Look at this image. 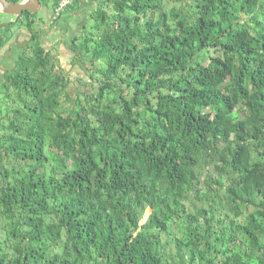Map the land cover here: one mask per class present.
I'll return each instance as SVG.
<instances>
[{"label":"trees","instance_id":"trees-1","mask_svg":"<svg viewBox=\"0 0 264 264\" xmlns=\"http://www.w3.org/2000/svg\"><path fill=\"white\" fill-rule=\"evenodd\" d=\"M20 17L0 264H264V0H101L68 40L90 90Z\"/></svg>","mask_w":264,"mask_h":264},{"label":"rangeland","instance_id":"rangeland-1","mask_svg":"<svg viewBox=\"0 0 264 264\" xmlns=\"http://www.w3.org/2000/svg\"><path fill=\"white\" fill-rule=\"evenodd\" d=\"M68 10V9H66ZM65 13V12H64ZM63 13V15H64ZM17 17V16H16ZM15 15L8 14L0 11V24L4 22H11V19L15 18ZM22 18L20 17L18 21L12 26H22L21 24ZM92 24V19L89 17L86 23V29L88 30L90 25ZM1 27V26H0ZM2 28V27H1ZM10 28V27H9ZM57 26H53L51 23L50 28L44 29V35L42 36L43 45L48 49L50 46H53L51 55L54 59H52L53 64H55L56 69L61 71H66L69 77L71 78V82L68 84V89L70 91H74L77 89H91V85H86L88 82L92 81L89 78L87 70L81 67V62L74 57V52H72L68 47V38L69 32H58L56 30ZM81 31V30H80ZM83 31V30H82ZM65 33V34H64ZM62 35V37H60ZM68 37V38H67ZM65 38V40H64ZM2 52H0V56L2 57ZM1 59V58H0ZM89 66V63H86ZM86 67V66H85ZM5 94L0 93V109L8 108L11 104L8 100L4 99ZM1 114V113H0ZM205 173L201 174V180L204 178ZM150 209H147L144 214L143 220L148 216Z\"/></svg>","mask_w":264,"mask_h":264},{"label":"crops","instance_id":"crops-1","mask_svg":"<svg viewBox=\"0 0 264 264\" xmlns=\"http://www.w3.org/2000/svg\"><path fill=\"white\" fill-rule=\"evenodd\" d=\"M17 1H23V0H17ZM55 2L56 0H40V6L37 9V16L41 17V23L40 26L44 27V23L47 19H44L46 15L48 17L52 14L54 8H55ZM101 0H75L74 4L70 7H68L60 18L55 20V24L53 23V26H57L56 30L58 32H65L69 28H75L78 26V29L75 31H79V28H82L85 21H87L88 17L92 13V11L99 5ZM1 11V7H0ZM16 17V16H15ZM16 19H11L12 21H15ZM6 23V22H5ZM14 30V36L12 37L13 42H18L20 40H23L25 38L26 33L28 34L27 29L22 26H12ZM46 27V25H45ZM70 30V29H69ZM74 32V33H75ZM64 33V34H65ZM70 38V37H69ZM68 38V40H70Z\"/></svg>","mask_w":264,"mask_h":264},{"label":"flooded vegetation","instance_id":"flooded-vegetation-1","mask_svg":"<svg viewBox=\"0 0 264 264\" xmlns=\"http://www.w3.org/2000/svg\"><path fill=\"white\" fill-rule=\"evenodd\" d=\"M44 19H47V20L44 23L46 25V27L44 25L43 29L50 28L52 21L49 19L48 15H46L44 17ZM69 29L66 32H69V37H70L78 29V26H76L75 28H69ZM60 37H62V35ZM30 38H31V35H30V32H28V34L26 33L25 38L23 40H20L18 42H13V39H10L7 42V44L3 47V49L0 51V52H2L1 53L2 57L0 56V58H1L0 59V77H3L4 74L6 73V71H9L11 69V66L13 64L14 59L17 56V53L19 54L20 51H23L25 49V47L28 46ZM64 40H65V38H64ZM40 41L43 45L42 37H40ZM52 48H53V46H50L48 48L50 50V54H51ZM51 58L54 59L52 57V55H51Z\"/></svg>","mask_w":264,"mask_h":264},{"label":"water","instance_id":"water-1","mask_svg":"<svg viewBox=\"0 0 264 264\" xmlns=\"http://www.w3.org/2000/svg\"><path fill=\"white\" fill-rule=\"evenodd\" d=\"M40 6V0H23V1H10V0H0L1 10L8 14H13L15 16H20L24 11L30 13L36 12ZM6 24L1 23L0 26Z\"/></svg>","mask_w":264,"mask_h":264},{"label":"built area","instance_id":"built-area-1","mask_svg":"<svg viewBox=\"0 0 264 264\" xmlns=\"http://www.w3.org/2000/svg\"><path fill=\"white\" fill-rule=\"evenodd\" d=\"M72 2L73 0H58V3L51 14L50 20L53 22L54 20L60 18Z\"/></svg>","mask_w":264,"mask_h":264},{"label":"clouds","instance_id":"clouds-1","mask_svg":"<svg viewBox=\"0 0 264 264\" xmlns=\"http://www.w3.org/2000/svg\"><path fill=\"white\" fill-rule=\"evenodd\" d=\"M65 11H66V10H65ZM54 21H55V20H54ZM54 21H53V22H54ZM53 22H52V23H53Z\"/></svg>","mask_w":264,"mask_h":264}]
</instances>
